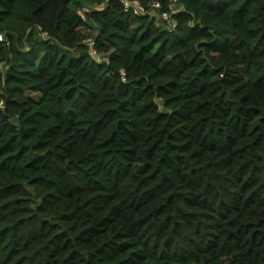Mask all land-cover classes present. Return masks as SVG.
<instances>
[{
  "label": "trees",
  "instance_id": "1",
  "mask_svg": "<svg viewBox=\"0 0 264 264\" xmlns=\"http://www.w3.org/2000/svg\"><path fill=\"white\" fill-rule=\"evenodd\" d=\"M155 1L0 0V264H264V0Z\"/></svg>",
  "mask_w": 264,
  "mask_h": 264
},
{
  "label": "built area",
  "instance_id": "2",
  "mask_svg": "<svg viewBox=\"0 0 264 264\" xmlns=\"http://www.w3.org/2000/svg\"><path fill=\"white\" fill-rule=\"evenodd\" d=\"M119 3L122 5V8L125 12H130L134 16H146L148 18H154L155 25L159 26L157 21L163 23V21L167 22V28L171 29L176 25V20L172 16L178 12V9L174 6V4H168L167 10L159 11L160 3L155 0H151L147 5L143 4L140 0H119ZM93 40L89 42L90 55L96 60H101V56L96 52L93 47ZM5 107V101L3 98H0V111Z\"/></svg>",
  "mask_w": 264,
  "mask_h": 264
},
{
  "label": "rangeland",
  "instance_id": "3",
  "mask_svg": "<svg viewBox=\"0 0 264 264\" xmlns=\"http://www.w3.org/2000/svg\"><path fill=\"white\" fill-rule=\"evenodd\" d=\"M157 23H158V25H163V23L162 22H160V21H157ZM4 69V66H3V64L2 63H0V71H2Z\"/></svg>",
  "mask_w": 264,
  "mask_h": 264
}]
</instances>
